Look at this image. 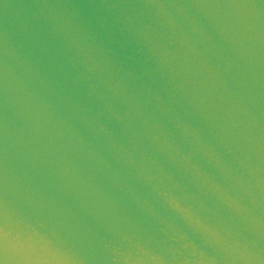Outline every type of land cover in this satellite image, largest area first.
I'll return each instance as SVG.
<instances>
[{"label":"water","instance_id":"1","mask_svg":"<svg viewBox=\"0 0 264 264\" xmlns=\"http://www.w3.org/2000/svg\"><path fill=\"white\" fill-rule=\"evenodd\" d=\"M0 264H264V0H0Z\"/></svg>","mask_w":264,"mask_h":264}]
</instances>
